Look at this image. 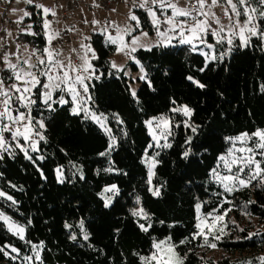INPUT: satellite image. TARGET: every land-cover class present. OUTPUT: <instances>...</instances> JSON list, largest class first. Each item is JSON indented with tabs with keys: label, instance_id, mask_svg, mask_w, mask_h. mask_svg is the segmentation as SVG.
I'll return each mask as SVG.
<instances>
[{
	"label": "trees",
	"instance_id": "1",
	"mask_svg": "<svg viewBox=\"0 0 264 264\" xmlns=\"http://www.w3.org/2000/svg\"><path fill=\"white\" fill-rule=\"evenodd\" d=\"M70 2L68 7L75 1ZM252 4L260 7L258 0ZM106 5L102 9L110 13L112 8ZM31 9L26 20L33 21L38 35L21 32L17 39L43 49V13L34 5ZM134 11L140 18L137 32L155 33L147 11L139 7ZM110 21L104 22L110 32L113 28L116 32ZM258 23L264 30V19ZM205 40L214 47L195 42L197 48L217 59L208 61L201 50L173 40L171 46L151 51L137 48L131 54L135 57L118 69L111 66L117 45L106 43L104 33H91L89 42L98 58L93 59L94 75L88 81V103L92 111L107 116L116 139L111 152H107L110 138L97 123L85 120L83 113L72 114L71 99L68 104L53 103L54 110H49L40 99L42 89H34L37 102L31 115L34 122L43 120L45 129L40 131L45 140L39 141L36 152L19 140L32 157L28 159L6 133L8 151L0 152V188L13 198H0V208L26 228L21 239L0 220V248L4 249L0 264H142L140 257L151 255L154 242L169 238L186 257L184 264H259L257 258L264 257V187L253 181L229 194L213 170L223 173L219 158L228 153L227 138L264 129V41L253 37L249 46H240L239 38L233 37L229 50L228 44H218L211 34ZM141 68L146 78H137L139 87L133 96V79L127 70L138 73ZM9 75L4 69L6 85L13 82ZM63 94L70 98L60 92L55 97ZM183 105L191 110L190 116L174 111ZM161 114L172 119L170 147L155 144L146 124ZM152 159L157 165L150 181ZM113 185L117 192H105ZM157 189L159 195H153ZM106 197L112 199L108 207ZM140 208L146 219L132 215ZM227 209L231 211L225 215ZM200 214L210 221L224 216V233H217L221 238L209 235L208 240L225 257L215 260L206 255L210 247L196 235ZM141 223L151 225L148 232L139 228ZM250 233L258 235L248 239ZM182 240L186 242L181 244Z\"/></svg>",
	"mask_w": 264,
	"mask_h": 264
},
{
	"label": "snow or ice",
	"instance_id": "2",
	"mask_svg": "<svg viewBox=\"0 0 264 264\" xmlns=\"http://www.w3.org/2000/svg\"><path fill=\"white\" fill-rule=\"evenodd\" d=\"M19 3L20 0H17ZM25 3L29 5L34 4V0H24ZM95 2V0H94ZM224 15L228 17L230 24L224 25L221 23L219 17L216 13L212 11L213 8L221 6V0H186L184 6H180L179 0H142L138 5L134 7H139L145 9L148 13V16L151 18V23L155 29L157 40L154 44L145 45L141 42L139 37H133L131 40L132 47L130 52H135L137 47L146 48V50L151 51L153 47H168L172 45L173 40H176L178 44L189 45L192 50H196L197 43L206 44L205 37L208 34H211L213 37L217 38V43H223L225 37L222 36V33L226 31L231 33V36L237 35L240 41V46H249L253 37L259 38L261 41H264V30L259 26L258 19H264V0H258L259 8L252 6V0H223ZM152 5L157 6L161 12L163 19L157 16V12L153 10ZM35 8L42 9L43 12V34L46 37V46L43 49H33L26 57L21 59L20 56H17L16 53H12L11 56H15L17 62L14 63L10 58L8 53L0 55V62H2L5 68L8 70L10 75L8 76L9 80L14 82L8 85H5V80L0 79V149L8 151L7 141L5 139L4 133H10L13 141H17L16 146L20 147L21 151L24 152L26 158L32 159L28 154L27 149L19 144V140L22 138L27 144L31 151H38L39 141L45 140V136L40 131L45 129V124L43 120H35L31 115V106L36 104V99H33V89H42L43 91L40 94V99L42 103L49 109H52L53 103H59L61 105L68 104L69 100L65 99L64 96H60L58 100H53V93H67L71 97V102L73 107L71 112L73 115H80L84 113L85 120H92L95 123L99 124L101 128L104 129L106 133L109 134V138L112 143L109 144V149L114 147L115 137L111 135V129L106 127L104 120L106 117H103V114L97 115L95 112H92L89 107L86 105L91 99L88 96L89 84L86 81L91 80L94 75L93 65L89 60V53H91V59H97L98 57L95 54V51L91 48L89 44L81 42L80 49L83 50V55L77 51V49H70L71 53H76L80 64H75L71 55L65 56L62 49L56 48L53 46V41L57 38H62L61 31L55 30L52 28L53 21L47 19L48 15L55 17L57 15L55 9L44 6L43 4H35ZM98 6V5H97ZM171 12L169 15L168 12ZM31 14L27 11L23 12V16L27 17ZM244 17L241 22L240 18ZM130 20L136 21V26H140V21L135 14H130ZM183 18V19H181ZM58 22V21H57ZM20 23V21H17ZM93 24L99 23L98 21H92ZM163 25V28H162ZM214 25L216 27H214ZM68 32L75 31L74 28H68ZM102 33H107V27H104L100 30ZM132 29H120L116 27L117 35H107L106 43L112 45H118L116 48L117 53L125 51V48L128 45L124 44V36L121 35V32H127L131 35ZM29 35H38V33L31 31V25L28 26ZM143 37H148L147 32H142ZM8 36H11V33H8ZM227 38V44L231 46L234 44V40ZM85 40L89 37H85ZM206 46L211 49L214 46L212 44H206ZM0 48H3V44L0 43ZM19 51V46H18ZM130 54V53H128ZM205 56L208 57V54L205 53ZM211 60L217 59L216 56H211ZM220 59H223V54L220 56ZM137 63H139L137 61ZM113 68H117L115 63L111 65ZM143 72V68L140 69ZM41 78H44L43 80ZM96 79H99V76H95ZM145 76H141V79H145ZM189 80H193L192 77H188ZM199 87L203 88V84H199L196 81ZM133 96L136 95L135 92L132 93ZM13 103L18 105L15 111L17 115H13ZM26 109L27 111H20V109ZM177 112H183L185 116H190L191 110L186 106L182 109H174ZM7 121L8 123H5ZM148 125L151 126L153 121H147ZM165 127L168 125L167 120H163ZM157 127H160V123L157 122ZM189 127H191L189 125ZM192 131H196L195 128H192ZM35 137V138H34ZM38 138V139H36ZM233 145L236 141L241 142L243 147L238 149H229L228 156L231 157L230 160L226 157L221 156L219 159L223 162V167L228 170L230 175H220L218 172L213 170V175L215 178L220 181L223 185L225 192L231 194L234 191H238L242 188H247L252 185L253 181H256L261 187H264V159H257V156L264 158V130H256L255 132L242 133L241 135L232 138H227ZM249 141H251L252 146H248ZM190 143V138L189 141ZM170 147L171 145H165ZM238 151L241 155L236 156L235 152ZM248 153V155H244ZM100 155H107V153H101ZM185 156L188 155L186 151ZM43 159V157H41ZM236 165L235 171H233V166ZM247 170V171H246ZM59 171V170H58ZM243 174V175H242ZM151 175V172H150ZM237 185L239 187H237ZM105 192H117L116 186L113 185L110 188H106ZM5 193L0 192V197L4 196ZM153 195L158 196L159 190L153 191ZM7 199L12 201V197L8 196ZM226 203L229 201L225 200ZM15 203V201H13ZM254 203V201H250ZM111 204V197L105 198V207H108ZM199 210V205L197 206ZM227 209L225 211V215ZM132 215L136 217L147 218L146 213L143 208L132 211ZM212 216L211 213L208 214ZM213 221H223V215H216L212 217ZM0 220L8 224V230L14 231V234H20V238L23 239L24 228L18 225H15L10 222V217L5 216L3 213H0ZM139 228L148 232L151 225L147 227L144 224H139ZM200 231L196 233L198 236H202L204 239V244L208 247L215 248V243H210L208 236L212 235L214 240H219L220 235H216L212 229L215 228V223L208 225L205 223V220L202 219L201 223L196 225ZM204 227H208L209 231L205 233L203 231ZM81 228H83V223L81 222ZM221 235L224 233V228L221 227L217 229ZM243 231V229H241ZM258 235V233H250L248 239H251L253 236ZM75 239L76 237H72ZM84 239L87 240V235L84 236ZM186 241H181L183 244ZM203 246V245H202ZM35 247V246H34ZM178 246L170 242V238L167 241H160L153 243V249L151 255L141 256L140 260L142 264H184V259L177 251ZM4 249L0 248V252H3ZM13 252H16L17 249L12 248ZM7 255V253H5ZM37 258H39L37 254ZM30 259V258H29ZM259 264H264V257L257 258ZM247 264H252V261H248Z\"/></svg>",
	"mask_w": 264,
	"mask_h": 264
},
{
	"label": "rangeland",
	"instance_id": "3",
	"mask_svg": "<svg viewBox=\"0 0 264 264\" xmlns=\"http://www.w3.org/2000/svg\"><path fill=\"white\" fill-rule=\"evenodd\" d=\"M70 1H72V0H63V2H62L63 6L68 8L67 10L69 11V13L67 12L68 15L65 17L64 22L67 24L68 28H74L75 29V31H72V34L74 36H76V41L78 42L79 45L81 44V42H83V43L89 44L91 46L89 39L85 40L84 38L89 37L91 35V33L94 31L101 32L100 30L104 27H107V29H108L107 33H104L105 38L109 34L113 35V36L117 35V32H110L108 25L104 22L103 19L106 15H109L111 17L112 23L115 26V28L118 26L120 29H127V28L132 29L131 35H129L127 32H121L120 33L121 35L124 36V44L128 45V47L125 48L124 52H121V53L116 52L112 57V63H115L117 65L118 69H123L126 66V64L129 62V60H131V59H133V57H135L134 55H131L132 52H130V48L132 47L131 40L133 37H139L141 42L145 45L152 44L150 42L157 39L156 32L150 33L147 30H141V31L137 32L136 21H132L129 18L130 14H135L140 21L139 16L134 11V5H136V4L138 5L139 3L142 2V0H95V2H94V0H78L79 5L77 8L74 6L68 7L71 3ZM107 3H109L111 8H112V11L110 13H106L102 9V6L106 5ZM185 3H186V0H179L180 6H184ZM35 4H43L46 7L55 9L57 15L55 17L48 15L47 19L50 21H53L52 28L55 30L61 31V34H62L63 28H64V23L62 21V18L64 16L62 17V14L59 15L61 10H59V13L57 12L58 6H56V4L50 3L48 0H34L33 5H35ZM33 5H29V4L25 3L24 0H20L19 3L17 2V0H0V30L2 28H5L7 30V36L5 37V42L8 43L7 53L10 55V58L12 59V61L14 63H16L17 60H16L15 56H11L12 53H16L17 56H20L21 59H23L33 49H39L38 47H36L30 43H25L22 40L17 39L19 33H21V32H27L28 33V26L29 25H31V31L34 32L33 21L26 20L27 17H30L32 15L33 10L31 9V7ZM252 6L256 7L257 5L252 4ZM224 7H226V5H224L223 0H221V6H217V7L213 8L212 11H214L216 13L217 17L220 18L221 23H223L224 25H229L230 21H229L228 17L224 15ZM152 8L154 11L157 12V16L160 17L161 19H163V17L161 16V12L158 10L157 6L152 5ZM24 11L29 12L31 15L27 16V17L23 16ZM168 14L169 15L171 14L170 10H169ZM223 15L225 18L221 17ZM7 19H10L11 22L6 23ZM181 19H183V18H181ZM243 19H244V17L242 16L240 18L241 22L243 21ZM94 20L98 21L99 23L93 24L92 21H94ZM150 20H151V18H150ZM17 21H20V23H17ZM9 32L11 33V36H8ZM142 32H147L148 37H143L141 35ZM237 33H238V30H237ZM221 35L225 37L223 42L227 44V38H229L231 36V33H228L226 31V34H221ZM233 37H238V36H231L232 39H233ZM208 44L214 45L213 43H210V42H208ZM18 46H19V51H18ZM53 46L56 48L62 49L64 52V55L67 56L66 49H63L64 47L61 45V38H57V40L53 41ZM118 46H119V44L117 45V47ZM91 48L93 49L92 46H91ZM137 48H139V47H137ZM197 49H199L205 53V51H203V49H201L199 47ZM128 53H130V54H128ZM81 54L83 55V50H81ZM88 55H89L90 63L93 65V68H94L93 59H91V53H89ZM207 58H208V61L211 60L209 56ZM4 69H6L5 66H4ZM127 75L131 78V80L133 79V83L131 85L132 93L133 92L137 93V90L139 87L136 84V83H138L137 78L143 76V72H141V70L138 73L136 71L133 72L132 70H127ZM0 79H2V78H0ZM41 79L43 80L44 78H41ZM86 83H88V82L86 81ZM5 85H6V83H5ZM33 93H34V89H33ZM55 95H56V92L53 93V100L54 99L58 100L60 97L59 98L55 97ZM87 95L90 96V91H88ZM61 96H64V98L67 100L71 99V97L69 98L65 94H63ZM86 106L91 109V106L89 105V103ZM185 106L186 105H183V106L179 107V109H182ZM12 107H13L12 114L15 116L18 114L15 111V109L18 107V105L13 103ZM92 112H95L97 115L102 114V113H99L96 111H92ZM181 113H183V112L181 111ZM103 117H106V119L104 120L105 126L111 129V127L108 123V120H107V116L105 114H103ZM149 120L153 121L151 126H149L147 123V121H149ZM163 120L168 121L167 127H165V125L163 124ZM147 121H146V124L148 126L149 133L152 137V141L158 145H167L169 142V135L171 133V128H172V119H171L170 115L161 114L158 117H151ZM157 122L160 123V127L156 126ZM5 123H8V122L5 121ZM102 130L104 131L103 128H102ZM261 130H264V129H261ZM106 134L109 136L108 133H106ZM249 134H251V133H249ZM5 135H6V133H4V136ZM111 135H112V131H111ZM235 137H237V136H234L233 138H235ZM5 139H6V136H5ZM7 142H9V140H7ZM110 143H112L111 140H110ZM19 144L23 145L21 142H19ZM115 145H116V139H115L114 146ZM23 146L25 147V145H23ZM243 146L244 145L241 144V142L236 141L234 145H233V143H231L229 149L235 150V149H238V148L243 147ZM248 146H252L251 141H249ZM1 150H3V149H0V152H1ZM111 150H112V148L111 149L108 148L107 152H111ZM235 155L239 156V155H241V153L236 151ZM244 155H248V153H244ZM224 157H226V159H228V160L231 159V157L228 156V153ZM256 158L260 159L258 156ZM149 162H150V160H149ZM221 163H222V166L219 167V170L221 169V172H223V173H220V175H222V176L223 175H230L231 173H229L228 170L223 167V162H221ZM149 164H150L149 175L151 172V175H150V181H151L153 176L155 175V167L157 165V162L155 159H152ZM236 167H237L236 165L233 166V171H235ZM58 176L60 179L62 178V171L61 170L58 171ZM0 192L5 193V195L0 197V198L7 199V197L10 196L1 188H0ZM0 213H3L5 216L10 217L11 223L24 228V232H23V238H24L25 234H26L25 226L14 221L12 219V217L9 214H7L4 210H2L1 208H0ZM137 218H143V217H137ZM202 219H204L205 223L208 225L215 223V228H213L212 231L216 235H217V233H219L216 230L224 226L223 223L225 221V218L223 219V221H215L214 222L213 220L210 221L208 219V217L202 216V214H200L198 223H201ZM6 226L8 228V224H6ZM203 231L205 233H207L209 231L208 227H204ZM11 232L14 233V231H11ZM16 235L20 237V234H16ZM205 253L208 257H213L215 260L226 256V253L223 250L217 249V248H211V247L206 248Z\"/></svg>",
	"mask_w": 264,
	"mask_h": 264
},
{
	"label": "built area",
	"instance_id": "4",
	"mask_svg": "<svg viewBox=\"0 0 264 264\" xmlns=\"http://www.w3.org/2000/svg\"><path fill=\"white\" fill-rule=\"evenodd\" d=\"M50 3H52V4H60L63 0H48ZM72 1H75L74 3H73V6L74 7H78V5H79V1L78 0H72ZM104 9L105 10H110V7H109V5H106L105 7H104ZM146 11V10H145ZM69 13V11L67 10V9H61V11H60V13H59V15H61L62 14V21H63V23H64V28H63V32H62V34H61V36H62V44H63V46H65V49H66V51H67V56L68 55H71L72 56V58H73V62L75 63V64H80L81 63V61L79 60V58H78V56L76 55V53H71L70 52V49H72V48H75V49H77V51L80 53V55H81V49H80V46L76 43V40L74 41V38L72 37V32H68L67 31V29H68V26H67V24L64 22V20H65V17L68 15V13ZM111 18L109 17V16H105L104 17V21L106 22V23H110L111 21ZM11 22V20L10 19H7L6 20V23H10ZM214 27H216L215 25H214ZM162 28H163V25H162ZM155 30V29H154ZM112 31L113 32H115V29L113 28L112 29ZM7 36V30L5 29V28H2L1 30H0V43H2L3 44V48H0V55H3L4 53H7V48H8V43H6L5 42V37ZM3 72H4V64L2 63V62H0V78H2V75H3ZM89 81V80H88ZM0 108H2V106H0ZM35 138V137H34ZM37 139V138H36Z\"/></svg>",
	"mask_w": 264,
	"mask_h": 264
},
{
	"label": "crops",
	"instance_id": "5",
	"mask_svg": "<svg viewBox=\"0 0 264 264\" xmlns=\"http://www.w3.org/2000/svg\"><path fill=\"white\" fill-rule=\"evenodd\" d=\"M56 6H58V10H57V12L59 13V10L61 9V8H64V9H66L64 6H63V4L61 3V4H56ZM159 10V9H158ZM160 11V10H159ZM221 17H224V15L223 16H221ZM225 18V17H224ZM223 24V23H222ZM222 34H226V32L225 33H222ZM236 36H238V33H237V35ZM158 39V38H157ZM157 39H155L154 41H152V42H150V43H152V44H154L155 42H156V40ZM149 42V41H148ZM88 82V81H87Z\"/></svg>",
	"mask_w": 264,
	"mask_h": 264
}]
</instances>
